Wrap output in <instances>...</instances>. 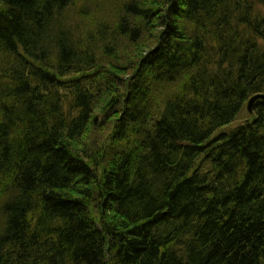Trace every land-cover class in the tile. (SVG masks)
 <instances>
[{
    "label": "trees",
    "instance_id": "trees-1",
    "mask_svg": "<svg viewBox=\"0 0 264 264\" xmlns=\"http://www.w3.org/2000/svg\"><path fill=\"white\" fill-rule=\"evenodd\" d=\"M259 93L264 0H0V264H264Z\"/></svg>",
    "mask_w": 264,
    "mask_h": 264
},
{
    "label": "water",
    "instance_id": "water-1",
    "mask_svg": "<svg viewBox=\"0 0 264 264\" xmlns=\"http://www.w3.org/2000/svg\"><path fill=\"white\" fill-rule=\"evenodd\" d=\"M259 99H264V94H257V95L253 96V97L249 100V102H248V106H247L249 112H253V106H254V103H255L257 100H259Z\"/></svg>",
    "mask_w": 264,
    "mask_h": 264
},
{
    "label": "rangeland",
    "instance_id": "rangeland-1",
    "mask_svg": "<svg viewBox=\"0 0 264 264\" xmlns=\"http://www.w3.org/2000/svg\"><path fill=\"white\" fill-rule=\"evenodd\" d=\"M246 110L248 111L247 107H246ZM244 115L246 116V113H244V111H242L240 113L241 117L239 116V118L235 122H233V124H231V126H237L239 123H241L242 122L241 118L244 117Z\"/></svg>",
    "mask_w": 264,
    "mask_h": 264
}]
</instances>
